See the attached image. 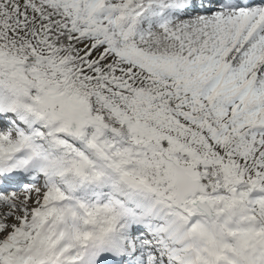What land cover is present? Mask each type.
<instances>
[{"label":"snow or ice","instance_id":"1","mask_svg":"<svg viewBox=\"0 0 264 264\" xmlns=\"http://www.w3.org/2000/svg\"><path fill=\"white\" fill-rule=\"evenodd\" d=\"M0 264H264V0H0Z\"/></svg>","mask_w":264,"mask_h":264}]
</instances>
